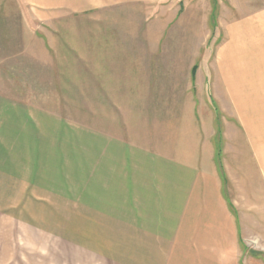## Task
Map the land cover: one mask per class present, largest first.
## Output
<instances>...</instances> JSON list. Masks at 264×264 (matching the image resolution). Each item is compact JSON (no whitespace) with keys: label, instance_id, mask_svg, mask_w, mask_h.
<instances>
[{"label":"crops","instance_id":"0c3cea01","mask_svg":"<svg viewBox=\"0 0 264 264\" xmlns=\"http://www.w3.org/2000/svg\"><path fill=\"white\" fill-rule=\"evenodd\" d=\"M155 2L0 0V81H39L49 68L53 81L67 71L70 58L60 55L70 46L51 30L43 61L48 51L28 22L92 11L116 23L122 7ZM230 28L209 87L189 81L156 94L153 77L134 81L114 29L86 41L75 73L83 93L67 104L0 94V180L34 202L0 205V264H251L244 217L217 164V115L230 142L222 153L235 149L237 132L264 180V25Z\"/></svg>","mask_w":264,"mask_h":264},{"label":"rangeland","instance_id":"374dc122","mask_svg":"<svg viewBox=\"0 0 264 264\" xmlns=\"http://www.w3.org/2000/svg\"><path fill=\"white\" fill-rule=\"evenodd\" d=\"M154 1L156 4L122 7L118 16L120 19L116 23L106 21L104 15L92 11L90 14L74 13L52 23L28 22V30L37 32V36L43 41L46 50L44 52L48 51L44 53L43 61L46 62L50 57L52 30L57 32L55 40L58 41L59 46L63 43V46H70L68 55H60V63L66 64V58H70V64H66L67 71L61 69L58 72L57 80H54L53 75V81L49 74H54V71L50 68L42 71L44 77L40 78L41 81H0V94L4 93L10 95L12 100H19L36 93L37 101L31 103L44 108L51 107L52 96L58 95L59 100L67 104L66 99L83 93L84 81H78L75 73L82 72L76 67L84 62L83 52L86 41L92 38L98 41L99 31L104 34V31L110 32L114 29L118 35V48L122 49L124 66L126 68L132 66V70H118L121 72L125 70L124 72L127 71L128 74L137 73L138 79L134 81H148V78L153 77L151 81H155L156 94L165 93L169 88L178 89L179 85L183 86L189 81L192 85L195 84L194 81H205L206 86L209 87L210 78H215L214 55L217 47L224 42L229 27L234 30L237 25L243 23L247 25L252 23L256 27L258 24L262 27L264 25V0ZM45 32L48 33V37L43 34ZM32 56L34 57L33 54ZM38 60L42 61L40 55ZM169 70L172 72H170L172 77H169L168 86L167 71ZM174 72L175 74L178 72V81L173 77ZM26 73L30 77L33 70ZM65 73H68L69 78L63 77ZM206 94H209V88L206 89ZM69 104L74 103L70 101ZM75 120L81 119L75 118ZM223 122L224 118L218 114L217 125L220 133L217 140L221 148L229 142L221 133V130L224 131ZM234 135L235 149L233 150V147L228 149L227 155L219 148L217 164L222 176L224 192L244 217L247 233L245 238L247 245H244V248L251 255V264H264V180L258 176L252 158V161L246 159L249 156L242 150L241 136L237 132ZM11 136L12 142L20 140L18 134ZM17 153L18 149L12 150V155L16 158ZM230 157L231 162H229ZM4 188L6 189V184L0 180V205H19V201L23 204L28 202L34 204L29 199H19L16 193L10 191L13 188L10 189L8 185L7 190Z\"/></svg>","mask_w":264,"mask_h":264}]
</instances>
